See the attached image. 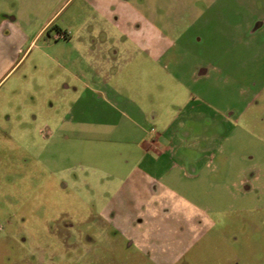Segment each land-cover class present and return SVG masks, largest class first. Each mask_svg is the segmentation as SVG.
I'll use <instances>...</instances> for the list:
<instances>
[{"label": "rangeland", "instance_id": "374dc122", "mask_svg": "<svg viewBox=\"0 0 264 264\" xmlns=\"http://www.w3.org/2000/svg\"><path fill=\"white\" fill-rule=\"evenodd\" d=\"M62 1L0 0V21L29 12L36 28ZM87 1L69 0L55 23L75 11L79 23L100 26ZM127 2L157 8L155 25L176 42L154 75L148 64H124L118 78V101L134 99L146 114L141 128L133 124L136 108L103 106L91 118L88 90L79 86L81 98L64 93L70 75L52 59L63 46L53 39L46 46L47 33L0 83V264H264V123L252 122L264 112V0ZM134 21L129 16L130 29ZM84 34L70 31L73 40ZM103 35L94 33L95 41ZM121 37L120 54H111L115 46L107 51L115 57L111 72L132 49ZM164 45L157 41L158 53ZM199 61L209 77L192 86L197 94L181 120L163 126L179 106L166 112L159 105L183 102L171 98L166 72L185 80ZM54 75L61 80L49 94ZM69 107L72 124L62 122ZM152 133L162 136L160 145L177 146L173 158L141 159L137 141ZM138 165L141 182L121 187L106 212L122 180L116 173L126 176Z\"/></svg>", "mask_w": 264, "mask_h": 264}, {"label": "crops", "instance_id": "0c3cea01", "mask_svg": "<svg viewBox=\"0 0 264 264\" xmlns=\"http://www.w3.org/2000/svg\"><path fill=\"white\" fill-rule=\"evenodd\" d=\"M68 1L69 0H63L57 7L52 8V10H47L46 16L40 20V23L37 24L36 28L33 27L32 19L28 15L29 12H26L28 16L20 14L22 17L25 16L23 18L11 16L0 21V83L4 79L5 81L8 80L13 75L16 68L23 63L22 60L29 49L31 48V51L32 48L37 45L38 40L47 33V38H43L46 46H48L50 39L58 41L57 43H60L59 45L63 46L62 49L59 47L55 50L52 59H54L57 65L63 68L70 75L69 81H71V85H64V93H72L77 96L76 98H81L79 86L88 90L87 94L90 98L87 99L89 102L85 104L84 110L85 112H89V117L91 118L93 117V112L99 111L100 108L103 111V106L108 108H118V106L121 105L127 110H131L130 108H136L138 120H134L133 124L138 128H141L144 126L143 124L147 122L146 114L143 108H141L134 99L118 101L117 97L120 96V93L117 81H119L118 78L121 79V75L123 77L126 75L123 72L124 64H131L136 68H139L141 64H148L153 72L148 73L154 75L156 73V68H161L160 65L162 57L167 54L169 49H172L175 46L176 42L167 37V35L155 25L157 8L148 7V10H140V3H138V6L136 7L135 5L129 4L127 0H95V2L92 3L86 0L92 7V10H94L97 19L101 20L102 23H98L100 26L97 25L96 27H91L84 21L79 23L77 20L78 13L75 11H71L61 20V24L63 25L56 24L55 21L57 14ZM120 3L125 6L124 10H118L119 7L117 6ZM111 8L114 10V13L116 12L117 14L115 17L110 16L109 10ZM29 11L30 13L39 14L38 10ZM129 16L135 18L133 29H130L127 25ZM74 29L84 30V39L73 40V37L70 35V31H74ZM112 30L117 33L114 40H111L109 39V36H106V31L110 32ZM94 33H102V35L104 33V39L101 41H95ZM146 34H148V39L145 40L144 35ZM121 36H127L129 39L128 43H131L132 49L131 52H129V57L122 59L123 64L119 65L116 71L111 72L109 71V66L111 63L115 62L113 60L115 57H109V55H107V51L111 47L115 46L116 49H114L111 54L115 56L120 54L119 50H122L125 45V40L123 41V37ZM157 41L165 43V47L161 48L159 53L157 50ZM104 53H106V56H104ZM83 57L86 61L85 67L79 65L81 63L80 60ZM202 64L203 61H199L197 64L193 65L189 71L187 79L185 80L182 77L180 78L173 71L166 72L164 78L167 77L170 83L171 81L174 82V84L172 83L169 88L171 98L174 94L180 97L182 96L183 102L179 104L176 101L174 102V100H166L165 103L163 101V105H159L160 111H162V107L165 106L164 110L166 112L171 111L169 108L170 106H179V115H170V117H168V121H163V123H161L163 126L169 127L174 121L181 120V111L188 107L190 103L189 99L197 94L193 91L192 86L194 84H198L202 81V79L209 77V69L201 67ZM23 74L24 73H19L17 74V77H22ZM24 77L27 78L28 75L25 74ZM60 80L61 78L59 75H56V77L55 75L49 77V86H47L49 94H54L55 91H58L57 83ZM12 91L14 92L15 90L13 89ZM110 93V96L112 97L108 96ZM97 94H101L102 97H99L96 100L95 96ZM247 105L249 107L253 104L249 102ZM15 114H17V112H15ZM67 114L68 117L62 118V122L72 124L74 122L72 107L68 108ZM21 115H19V118L15 120L22 124L26 118H22ZM223 119L226 121L225 118ZM252 122L254 124L264 123V112L260 114L258 113L256 117L252 116ZM92 123L93 120L91 119V124ZM161 138L162 136L157 133H152L151 139H148V141H145V137H139L137 145L142 153L141 159L145 158L146 155H149V153L154 154V161H157L163 155H167V153H169L171 158L176 155L174 153H176L175 150L177 146H173L170 141L167 146H162L160 145ZM140 168L144 169V166H135V168L128 175L122 177L116 173V176L122 180L120 179V185H118L112 192L111 201H107L104 209L105 211L109 210V204L119 202L118 197H121L122 195L121 187H123L126 183L130 182L135 184L139 181V175H136L135 172L136 170H139V172L142 173L143 170ZM140 182L141 181H139V183ZM127 194L130 196H138L137 194H133V192L130 193L129 191Z\"/></svg>", "mask_w": 264, "mask_h": 264}]
</instances>
